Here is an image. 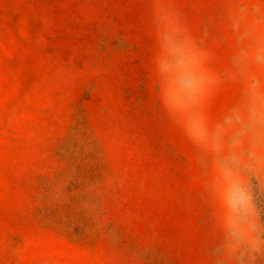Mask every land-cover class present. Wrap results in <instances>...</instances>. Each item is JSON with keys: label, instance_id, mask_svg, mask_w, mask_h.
I'll list each match as a JSON object with an SVG mask.
<instances>
[{"label": "rangeland", "instance_id": "rangeland-1", "mask_svg": "<svg viewBox=\"0 0 264 264\" xmlns=\"http://www.w3.org/2000/svg\"><path fill=\"white\" fill-rule=\"evenodd\" d=\"M229 3L170 0L218 74ZM155 46L151 0H0V264H221ZM238 87L225 80L209 114Z\"/></svg>", "mask_w": 264, "mask_h": 264}, {"label": "clouds", "instance_id": "clouds-1", "mask_svg": "<svg viewBox=\"0 0 264 264\" xmlns=\"http://www.w3.org/2000/svg\"><path fill=\"white\" fill-rule=\"evenodd\" d=\"M153 71L170 124L195 149L194 182L212 205L221 264H256L264 256V0H230L229 69L211 71L210 52L182 24L170 0H151ZM225 80L237 95L214 115L209 105Z\"/></svg>", "mask_w": 264, "mask_h": 264}]
</instances>
